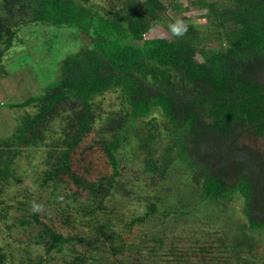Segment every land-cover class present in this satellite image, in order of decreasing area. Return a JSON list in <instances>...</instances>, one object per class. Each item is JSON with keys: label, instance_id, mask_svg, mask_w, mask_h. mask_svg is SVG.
Masks as SVG:
<instances>
[{"label": "trees", "instance_id": "trees-1", "mask_svg": "<svg viewBox=\"0 0 264 264\" xmlns=\"http://www.w3.org/2000/svg\"><path fill=\"white\" fill-rule=\"evenodd\" d=\"M90 1L0 0V13L5 15L0 14L1 67L6 65L21 30L29 25L74 27L84 41L78 52L60 63L55 82L43 86L25 102L7 103L34 105L36 111L26 114L18 129L0 141V178L12 174L15 162L30 149L46 150L42 184L59 188L70 179L69 184L78 188L76 193L87 191L96 205L84 209L97 218L102 216L98 229L113 240L114 231H106L109 224L105 215L110 211L104 203L123 185L119 154L130 140L128 121L149 117L160 109L166 117L165 127L154 118L136 134L145 152V169L151 174L147 182L165 180L176 155L179 161L189 163L201 198L214 203L241 198L246 225L264 228V0H226L237 7L221 11V21H233L236 27L223 32L228 44L219 50L199 48L193 24L180 39L165 31L146 38L137 8L120 5L111 9ZM151 2L167 9L159 0ZM113 88H121L127 105L100 131L96 125L102 107L97 97ZM94 132L98 139L86 143ZM164 137L170 140L168 151L160 156L157 145ZM95 146L104 151L113 172H98L92 180ZM157 205L151 203L147 216L136 221L144 222L155 215ZM33 217L41 226L37 243L46 240L49 256L67 243H73L74 248L76 236L69 237L55 227L52 218L41 217L38 212ZM238 233L241 236L234 237L233 252L237 261L231 264H264V251L263 259L257 260L260 253L255 238L247 231ZM82 237L79 240L89 246L102 239L98 235L95 240ZM172 243L170 253L181 255L180 245ZM208 244L214 247L210 240ZM84 257L75 256L68 264H87ZM49 260L46 257L36 264ZM179 262L197 264L198 260ZM0 264H9L4 248L0 249Z\"/></svg>", "mask_w": 264, "mask_h": 264}, {"label": "rangeland", "instance_id": "rangeland-1", "mask_svg": "<svg viewBox=\"0 0 264 264\" xmlns=\"http://www.w3.org/2000/svg\"><path fill=\"white\" fill-rule=\"evenodd\" d=\"M98 1L111 9L120 5L128 9L137 8L146 38L158 37L162 31L172 36L168 24L177 19L188 27L193 24L196 45L203 49L219 50L227 46L223 32L236 27L233 21H221V11L237 7L226 0H159L167 6L166 10L157 8L151 0H91L90 3ZM0 11H3L2 7ZM14 20L12 18L11 23ZM15 44L4 62L6 65L0 66V141L18 129L26 114L36 111L34 105L9 106L7 103L25 102L40 88L55 82L60 63L78 52L84 41L74 27L38 24L24 27ZM37 58L41 60L36 61ZM97 102L102 107L96 125L100 131L127 105L121 88H113L98 96ZM162 113L156 109L149 117L128 121L130 140L119 154L123 185L104 203L110 211L105 215L109 224L106 231H114L113 240L101 235L98 229L102 216L97 218L84 209L86 206L93 209L96 205L87 191L76 193L78 188L69 184L70 179H65L59 188L52 183L42 184L46 150L32 148L24 153L13 165L12 174L0 178V249L6 250L9 264H36L46 257L50 259L46 264H68L78 255H85L87 264H170L172 261L177 264L179 259L184 262L198 260L197 264H231L237 261L233 252L236 250L234 237L241 236L239 231H247L255 238L259 248L257 253H260L257 260L261 261L264 228L253 229L248 223L246 225L241 198L235 197L234 201L226 203L208 202L201 198L200 187L194 181L189 163L179 161L173 151L175 162L169 166L165 180L153 184L147 182L151 174H147L145 169V152L136 134L154 118L160 127H165L167 121ZM96 139L98 135L94 132L86 143H94ZM169 141L164 137L157 145L160 156L168 151ZM93 159L95 169L89 175L92 180L97 178L98 172H113L104 151L98 146H95ZM159 161L163 165L164 160L160 158ZM33 202L42 205L38 211L41 217L52 218L57 224L55 227L69 237L76 236L73 238L74 248L73 243H67L62 250L54 249L49 256L46 240L37 243L41 226L33 217L37 212L33 210ZM153 202H157L158 212L144 222L136 221L137 217L147 216ZM61 219H66L67 223L63 224ZM97 235L102 239L93 246L79 240V236L86 241L95 240ZM216 238L221 242H215ZM209 240L213 242L212 249ZM173 241L180 245L181 255L170 253Z\"/></svg>", "mask_w": 264, "mask_h": 264}, {"label": "clouds", "instance_id": "clouds-1", "mask_svg": "<svg viewBox=\"0 0 264 264\" xmlns=\"http://www.w3.org/2000/svg\"><path fill=\"white\" fill-rule=\"evenodd\" d=\"M168 29L171 35L178 39L183 38L188 32V26L182 20L179 19L175 20L172 23H169ZM32 207L34 211L38 212L41 210L42 205L33 202Z\"/></svg>", "mask_w": 264, "mask_h": 264}]
</instances>
